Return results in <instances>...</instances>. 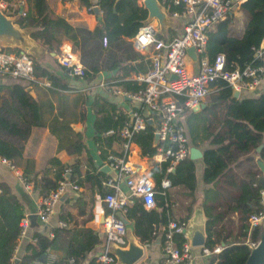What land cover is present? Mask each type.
Returning <instances> with one entry per match:
<instances>
[{"label": "trees", "instance_id": "trees-1", "mask_svg": "<svg viewBox=\"0 0 264 264\" xmlns=\"http://www.w3.org/2000/svg\"><path fill=\"white\" fill-rule=\"evenodd\" d=\"M82 2L86 8L91 6L87 1ZM95 5L101 11V22L92 31L73 28L63 18L53 15L45 0H26L24 14L18 16L16 23L22 29H30L29 36L54 54L59 53V46L63 40L69 41L71 50L79 52V62L83 67L82 77L90 80L98 71L95 67L96 60L93 59L95 49L90 44L86 46L88 40L86 36L89 35L92 39L104 37L105 45H116L121 41V37L134 36L138 28L144 24L147 15L143 8L136 5V0H96ZM172 10L180 12L181 5L171 6L169 12ZM239 10L246 20L240 35L231 33L230 14L205 31L206 43L202 56L211 62L217 53H221L224 57V67L228 70L241 69L247 64L264 65V47L260 48L261 58L254 57L260 43L264 44V0H243L239 4ZM138 57L142 58V56ZM32 66L35 77L49 80L55 88H65L64 84H56L57 80L34 61ZM136 66L137 68L122 67V72L109 77L112 83L106 81V86H116L128 93L138 92L144 86L142 83L124 79L129 70L134 73L144 72L138 68V64ZM118 67H121L118 62H111L105 69L110 72ZM211 87L216 90L209 94L211 102L208 107L195 115L191 113L184 121L187 139L192 145L197 146L206 140L209 146L216 145V148L208 147L202 153L204 164L202 182L211 186L203 191L200 199L205 217L204 246L208 249H212L215 245L222 246L219 252L210 255L208 264L213 262L244 264L249 252L248 247L243 243L248 233L247 217L261 209L259 191L264 192V176L257 169L252 158L240 157L262 144L258 155L264 164V91L257 98L238 101L229 99L231 90L222 80L214 81ZM5 90L6 97L0 98V156L9 160L14 166H22L23 142L29 136L32 127L42 124L39 116L40 105L19 84H8ZM93 103L95 111L98 112L93 125L95 141L100 148L108 147L114 137H117L116 132L127 119V115L115 110L112 104L98 96L94 97ZM214 109L217 113L213 112ZM213 120L216 124L214 127ZM108 129H113L115 134L102 136ZM152 132L153 127L147 124L132 138L143 156L150 157L155 152V146H152ZM81 148L82 145L78 143L74 151L79 152ZM102 153L100 154L104 157ZM36 165L37 169L32 171L30 168L33 162L26 160L21 175L27 182L33 181V187L36 189V175L39 174L37 192L40 197L48 194L56 187L58 181L63 180L64 169L69 171V184L87 185L100 197L111 192L101 184L106 176L95 171L93 167L82 176L79 166L71 164L66 167L53 156L42 158ZM25 174H31L32 179ZM151 176L156 190L154 207L145 209L140 199L132 198L123 212V218L131 223L132 234L142 244H149L159 235L162 241L160 227H164L170 220L184 225L190 215L188 212L183 217L172 216L171 196L159 186L163 177L169 179L170 186L181 190L179 194L188 200V207L195 201L192 160L185 158L169 173H165L163 165L154 166ZM83 196L84 194L78 193L72 200L67 197L60 204L58 219L69 227H59L53 230L51 236L33 233L31 241L25 245L19 257L18 264L39 261L40 256L47 249L55 246L58 234L65 235L67 240L63 254L58 256L53 264H69V259H72V264H95L96 256H91L84 262L85 256L91 253L99 240L92 229L83 225L91 218V205L87 212ZM66 203H70L75 214L65 207ZM233 213H235L234 220L230 218ZM22 216L15 196L6 184L0 182V264H12L19 231L18 223ZM76 217L81 218L82 225L75 226ZM262 232L264 227L255 226L250 229L248 239L256 240ZM172 238L176 244L184 240L179 233H174Z\"/></svg>", "mask_w": 264, "mask_h": 264}, {"label": "crops", "instance_id": "crops-1", "mask_svg": "<svg viewBox=\"0 0 264 264\" xmlns=\"http://www.w3.org/2000/svg\"><path fill=\"white\" fill-rule=\"evenodd\" d=\"M82 1L83 0H45V3L53 15L63 18L73 28L92 31L101 22V11L99 10L98 6L95 5L96 0H84L91 4L90 11H87L86 6L82 4ZM160 1L161 0H157L158 3H160ZM242 1L243 0H232L233 6L230 12L232 21L229 28L231 33L235 35H240L242 33L246 21L239 10V4ZM0 2L4 4V7L3 9H0V12L6 19L12 22L10 28L13 33L12 35L0 36V49L13 53L25 51L30 57L31 61H34V63L38 64L43 70H45L47 73L52 75L55 80H57L56 84L65 85L64 89L55 88L50 84L49 80L43 77H39V79L47 82L48 85L36 83L28 85L23 81H12L10 79L0 77V98L6 97L7 95L5 86L16 83L21 85L23 89L27 91L28 95L40 105L39 116L42 124L38 127H32L30 129L29 136L23 142L21 151V159H23L21 162L22 166L15 165L16 170L23 174L22 167L24 166V162L28 160L33 162V166L30 169L35 171L37 169L36 164H38L42 158L47 159L52 156L58 159L59 162L64 164L66 167H69L71 164H76L79 166L82 176L86 171H89L90 167H93L95 171L99 172L103 166L113 170L112 167H108L106 165V158L107 155L118 156L120 154L121 138L117 135V137H114V140L111 141L108 147L104 146L103 148H100V146L95 141L96 137L94 134L95 131L93 125L98 112L95 111V105L93 103L94 97L98 96L99 98L109 102L115 107V110L117 109V111L127 115L128 119L131 110L137 108V105L125 97H122L116 93H112V90L118 87L110 85L106 86V81H108V83H112V81L109 80V77L115 73L122 72V67L137 68L136 65L138 64V68L144 70L145 72L149 68V50H147V52L135 50L131 42L133 36L121 37V41L117 42L116 45L108 44L103 46L101 39L104 37L92 39L91 36L85 35L88 37L86 46L90 44V46L95 49V58L93 59L96 60L95 67L98 72L90 80H87L83 77H67L56 60L57 54L47 51L37 41L32 39L29 36L30 29H22L17 25L16 19L20 15V11L24 12L26 8V0H0ZM142 2L143 0H136V5L146 11L142 5ZM94 6L98 9L100 21L97 20V17L92 11ZM164 14L166 15V24L164 28H160L155 19L147 20V15L144 22H148L154 27L155 33H159V37L157 39H161L162 41H166L174 36H177L181 32L183 24L190 18L189 14L180 13V15L176 17H170L165 12ZM63 45L72 49L70 42L63 40L59 46V51ZM259 47H264V44L260 43ZM73 52L79 59L78 50ZM106 55H108V58H106ZM138 56H142V58L140 59ZM111 62H118L121 67L115 68L109 72L105 68ZM86 67L88 66L86 65ZM184 67L186 72L195 73L197 71L196 57L195 61H193L191 57L186 58ZM142 73H134L133 71L129 70L124 79L134 80V77L137 74ZM215 90L216 89H210L209 93L202 102V108H199L195 111L186 112L184 114L183 121H185L191 113L195 115L208 107V104L211 102L209 99V94L211 92H215ZM263 91L264 71L258 86H256L254 89H240L237 91V97L232 98L230 94L229 99L238 101L248 98L254 99L261 95ZM213 112L217 113V110L214 109ZM214 121L215 120L212 121L213 127L216 125ZM64 125L66 127H63ZM187 141L189 148L194 147L201 153L199 158L192 160L194 164L195 190L193 197L195 201L191 203L190 207H188V200L179 194L181 190L170 186V181L166 177H163L162 179L168 180V186L163 189L161 188L162 190L168 191L171 196L170 202H172L173 217H183L188 212L190 213L188 220L184 224L185 234L192 217L196 214L201 216L204 222L205 230V217L203 215L200 199L202 197L203 191L210 188L211 186L202 182V172L204 168V164L202 162V153L203 150L208 147L216 148V145L209 146L207 140L201 142L197 146L192 145L189 139ZM78 143L82 145V148L79 150V152H75L74 150L77 149ZM152 146H155L154 154L150 157L143 156L140 153L138 145L132 139L130 150L127 156V162L131 165L137 166L138 171L143 173L151 181L154 187V180L151 176V170L154 166H161L162 164L155 156L158 154V143L153 142V139ZM261 146L262 144H260L258 147L260 148ZM256 148L250 150L247 154L241 156L240 158L243 159L250 157L255 163V158L260 159L258 155L259 150L256 151ZM100 153H102L104 157H102ZM186 158H188V155ZM100 173L106 176V179H104L101 183L104 188H108L112 191V188L104 185V182L109 179L117 185V192L121 193L122 195L126 194V187L124 184L125 180H123L124 176L122 177L117 174L116 178L113 179L107 173ZM66 174H69V172ZM26 176L32 179L31 174H27ZM38 176L39 174L36 175L37 188ZM0 182L6 184L9 187L10 192L15 196L18 204L20 205L22 215H32L35 210V205L40 198L37 188L34 189L33 187V181L29 182L28 188H25L18 181L15 172L0 164ZM67 191L68 195L62 201H58L55 204L53 213L47 218L45 223L37 221L36 218L34 222L29 221V225L25 230V233L20 238H17L13 251V258H17L19 260L25 245L31 241V236L33 233L51 236V234H53V230L59 228L57 222L60 221L58 219L60 204L63 203L67 197L71 198L72 200V198L76 197L78 193L84 194V206L87 212L89 206L91 205V218L83 225L84 227L92 229L97 234L99 240V243L95 245L91 253L85 256L84 262L87 261L91 256H96V254L100 252L104 242V231L100 221L101 210H105L104 205L100 202V198L102 196H98L96 191L90 190L87 185H80L77 186L76 190L68 189ZM90 201H92L91 204ZM70 203H66L65 207L67 209H71V212L75 214V210L70 207ZM230 218L234 220L235 213L231 214ZM80 219V217H76L75 226L82 225ZM124 221L126 247H128V245H132L134 247L140 248L141 250V256L135 261L134 264H162L160 235L156 236L149 244H142L132 234L131 223L125 219ZM260 227H264V225ZM162 228L163 227H160L159 230L161 231ZM157 238H159L158 242H156ZM185 238L188 241L187 235ZM66 240L67 237L65 235L58 234L55 240V246L47 249L45 253L40 256L39 261L46 264H53L55 259L63 254ZM219 246L222 247L221 245ZM198 247H192V264H208L210 256L200 255ZM114 264H119L117 259ZM212 264H214V262Z\"/></svg>", "mask_w": 264, "mask_h": 264}, {"label": "built area", "instance_id": "built-area-1", "mask_svg": "<svg viewBox=\"0 0 264 264\" xmlns=\"http://www.w3.org/2000/svg\"><path fill=\"white\" fill-rule=\"evenodd\" d=\"M160 8L170 17L189 14L190 18L183 26L181 32L169 40L162 41L155 38V29L150 23L142 24L132 37V46L140 52L149 50V68L142 74H137L134 81L144 86L136 93H128L114 88L112 93L129 99L137 105L131 110L129 118L123 122L116 132L121 138V152L118 156L107 155L106 165L116 170L119 176H124L126 194L117 192V185L107 179L104 185L112 188L111 192L105 193L100 202L105 210H101V225L104 231V242L102 249L96 254L95 264H114L116 249L126 247L125 227L122 213L132 198L140 199L145 209L154 206L155 190L151 181L138 171L137 166L127 162L133 136L143 130L147 120L151 121L153 136L158 143L155 156L164 166L165 173L171 172L175 165L183 161L188 155V139L186 136L183 117L186 112L198 110L204 98L209 93L211 84L220 79L229 86L231 90L254 89L259 85L264 65L247 64L241 69L228 70L224 67V57L217 53L209 62L202 56L205 49V31L216 22L222 21L230 14L232 0H161ZM181 5L180 13L176 10L169 12V8ZM4 4L0 2V9ZM91 10V6L86 8ZM20 15L24 13L19 12ZM105 46V39L102 38ZM191 47L196 57L197 71L188 73L185 71V60L189 58L186 49ZM262 48V47H261ZM260 47L255 51V59L261 58ZM200 55V57H199ZM58 64L67 77L82 78L83 67L75 53L68 46H61L56 55ZM172 76V77H171ZM0 77L12 81H23L25 84H45L47 82L37 78L33 73L32 61L25 51L17 53L0 49ZM115 131L108 129L102 135H113ZM0 164L15 172L22 186L29 187L27 182L16 170V167L6 158L0 156ZM68 169L63 170V180L57 182L54 189L38 199L33 214L37 221L45 223L53 213L55 204L63 192L69 188L76 190L77 186L64 182V175ZM168 180L162 179L160 188L168 186ZM259 204L261 209L252 212L247 217L248 231L255 226L264 225V192L259 191ZM28 216L23 215L19 219L20 238L28 228ZM57 225L66 228L65 222L58 221ZM162 241L160 239V251L162 264H192L193 253L185 236V227L175 221H168L162 229ZM174 233L182 234L184 240L176 244L172 238ZM258 239L243 242L249 250L255 247ZM202 256H210L220 251L219 245L208 249L205 246L198 247ZM14 251V250H13ZM72 264V259L68 260ZM31 264H46L34 261Z\"/></svg>", "mask_w": 264, "mask_h": 264}, {"label": "water", "instance_id": "water-1", "mask_svg": "<svg viewBox=\"0 0 264 264\" xmlns=\"http://www.w3.org/2000/svg\"><path fill=\"white\" fill-rule=\"evenodd\" d=\"M143 7L147 11V20L155 19L158 26L160 28H164L166 24V15L164 12L161 11L160 5L157 2V0H143L142 2ZM92 11L94 15L97 17V20L100 21L98 9L97 7H93ZM11 21L6 19L2 13L0 12V36L1 35H12V30L10 28ZM155 38L159 37V33H155ZM186 54L191 57L193 61H195V55L193 52V49L191 47L186 49ZM172 77V76H171ZM238 92L236 90L231 91V97L235 98L237 97ZM203 104L200 105L199 108H202ZM147 124L151 125V121L147 120ZM153 142H156V136H153ZM259 150V147L256 148V151ZM201 153L198 149L194 147H190L188 150V158L191 160H194L196 158H199ZM255 164L258 168V170L262 173L264 176V164L259 158H255ZM100 172L107 173L111 178H116V170H110L106 166L101 167ZM126 177L123 178L125 180ZM64 182H69V174H65L64 176ZM68 195V191L66 190L63 192L59 198V201H62L66 196ZM35 215H29L28 219L30 222L35 221ZM100 221H102V215L100 217ZM124 221V220H123ZM125 223V221H124ZM186 235L188 239V243L191 247H198L203 246L205 243V230H204V222L199 214H196L192 217L189 226L186 230ZM159 241V238L156 239V242ZM132 245H128V250H121L116 249L115 255L116 259L119 264H134L135 261L141 256V250L138 247H130ZM13 264H18V259L13 258L12 260ZM244 264H264V232H262L259 237L257 244L254 248L249 250L248 255L245 259Z\"/></svg>", "mask_w": 264, "mask_h": 264}, {"label": "bare ground", "instance_id": "bare-ground-1", "mask_svg": "<svg viewBox=\"0 0 264 264\" xmlns=\"http://www.w3.org/2000/svg\"><path fill=\"white\" fill-rule=\"evenodd\" d=\"M130 247H132V246H130ZM128 247H125V248H122L121 250H126ZM118 250V249H117ZM128 250V249H127Z\"/></svg>", "mask_w": 264, "mask_h": 264}]
</instances>
